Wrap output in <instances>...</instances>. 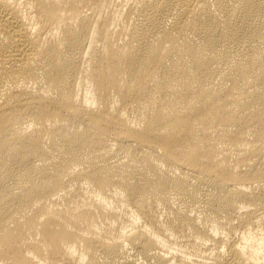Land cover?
<instances>
[{
	"label": "bare ground",
	"instance_id": "obj_1",
	"mask_svg": "<svg viewBox=\"0 0 264 264\" xmlns=\"http://www.w3.org/2000/svg\"><path fill=\"white\" fill-rule=\"evenodd\" d=\"M0 264H264V0H0Z\"/></svg>",
	"mask_w": 264,
	"mask_h": 264
}]
</instances>
